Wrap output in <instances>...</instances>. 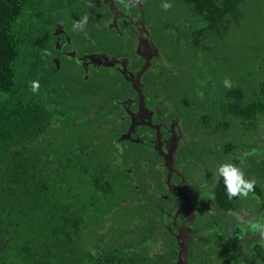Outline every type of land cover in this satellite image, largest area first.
Segmentation results:
<instances>
[{
    "label": "flooded vegetation",
    "instance_id": "af4514ba",
    "mask_svg": "<svg viewBox=\"0 0 264 264\" xmlns=\"http://www.w3.org/2000/svg\"><path fill=\"white\" fill-rule=\"evenodd\" d=\"M43 5L38 0L34 20L23 25L24 43L33 41L39 55L52 41L43 73L51 80L49 69L57 73V105L51 104L59 112L75 93L89 98L87 111H101L92 114L95 126L106 132L112 123L114 136L98 135L94 144L104 148L109 137L113 164L107 174L111 170L127 183L122 188L133 190L123 199L133 206L126 207L132 221L127 247L139 243L134 247L165 256L164 264H264V238L251 226L264 224V178L263 188L256 184L247 197L229 199L216 175L220 164L232 163L252 179L250 156L264 161V133H252L250 149L243 144L249 134L243 119L226 106L225 78L212 73L225 46L208 45L204 65L202 51L191 44L200 19L189 5L182 17L170 19L158 3L152 11L148 0H50L46 14ZM85 15L84 30H74ZM38 55L33 58L40 62ZM67 61L75 66L74 78L55 70ZM124 151L134 165L122 164ZM149 162L153 170L143 171ZM188 165L195 169L192 178ZM138 168L149 179L146 185L136 181Z\"/></svg>",
    "mask_w": 264,
    "mask_h": 264
},
{
    "label": "trees",
    "instance_id": "16d2710c",
    "mask_svg": "<svg viewBox=\"0 0 264 264\" xmlns=\"http://www.w3.org/2000/svg\"><path fill=\"white\" fill-rule=\"evenodd\" d=\"M37 1L0 0V264H164L165 256L134 247L139 243L127 247L131 237L125 233L132 222L127 211L126 229L108 219L113 189L115 202L133 190L122 188L127 183L113 177L111 170L108 175L105 167L90 164L91 157L110 152L107 145L98 153L101 144L89 145L81 138L67 144L61 139L64 130H54L57 115L62 118L66 113L54 107L52 81H57V73L49 69L52 80L43 73L52 41L41 45L39 55L31 47L33 41L24 43L23 25L34 20ZM39 1H44L48 13L50 0ZM179 1L200 19V30L191 41L200 52L207 37L219 40L242 11L241 0ZM36 55L40 62L33 58ZM55 70L61 72L62 66ZM34 80L39 81L38 92L30 88ZM235 84L227 88L226 106L233 117L243 119L249 132L243 144L250 149L252 133L264 129V84L258 94L253 90L248 95ZM250 159L253 169L247 171L260 184L264 161L256 154ZM103 163L113 161L106 157Z\"/></svg>",
    "mask_w": 264,
    "mask_h": 264
},
{
    "label": "rangeland",
    "instance_id": "374dc122",
    "mask_svg": "<svg viewBox=\"0 0 264 264\" xmlns=\"http://www.w3.org/2000/svg\"><path fill=\"white\" fill-rule=\"evenodd\" d=\"M165 2L172 5V7L168 10H165L162 7V10L167 14L169 19L172 17H182L184 15L186 5L179 0H148L152 11L155 10L154 7H156V3L162 6V4ZM69 6H71V4ZM241 7V15H239L234 22L227 26L226 35L224 37L222 36L218 38L216 36L219 40L215 39L214 36H210L205 39L203 43L205 46L202 48V61L204 64L209 62L208 56L206 54V48L208 45L219 44L225 46L226 54L224 60H215L214 66L216 68L212 69L214 78H228L231 80L232 84L236 82V87L244 89L247 95L252 94L253 90L256 94H258L260 92L259 89L261 85L264 84V0H241ZM246 15L248 18L247 20H244ZM58 76L74 78L76 76L74 64L67 61L61 72L58 73ZM240 79H243V84L240 82ZM179 88L184 89L182 86H179ZM74 95L75 93H72V97L67 98L66 103H62L61 108L66 114L64 117L59 119L58 126L54 125V130H64V133L60 131L61 139L64 137L66 138L67 144L70 142L72 144L75 142L73 140L81 138L84 143L92 145L97 141L96 135H104L108 132L109 137H113V130L109 127V125L112 124L110 120H108L109 124L106 125V132L95 126L92 114L99 116L101 111L90 113L86 110L88 108L85 107L89 98L84 97L83 95H75L74 97ZM114 111L116 112V110ZM80 117L83 118L77 122ZM61 121L63 123H60ZM258 132L264 133V129H262V127L258 128V130H256L253 135H258ZM109 137L108 139L106 138L105 142L107 143L108 151L110 152H104L90 158L92 160L90 161V164L94 168L98 169L99 167H105L106 172L110 169V164L103 162L105 161L106 157L108 160L113 157ZM105 149L106 147L102 148L98 151V153ZM123 153L124 154L121 155H124V157L120 155L124 159L122 164L128 162V165L131 166L136 163L135 160L131 161L132 159L129 158L127 151H124ZM247 158H249V156H245L246 161ZM147 164L145 163L146 167L143 169V171H147V168L149 171H152L153 162H149V165ZM243 165H247L244 161V158ZM252 165L253 164L250 161V165L247 168L253 169ZM139 171H142V169L138 168L135 170L136 181L140 185H146L147 182L145 180L149 179L148 177L145 178L144 173H140ZM194 173L195 169L192 165L186 166V174L190 178L193 177ZM86 179H88V177H86ZM150 182H152V179ZM259 182L263 188L262 182ZM116 192L117 190L114 188L112 191V200L108 204V207L111 210V214L109 215L108 219L112 220L113 222H117L118 224H122V228L126 229L130 224V220L124 211L128 212V208L126 207L129 205L132 206V203L130 200L125 202L123 199L132 192L130 194H125L126 196H123V199L118 204L115 203ZM90 248H92V246H90L89 249Z\"/></svg>",
    "mask_w": 264,
    "mask_h": 264
},
{
    "label": "clouds",
    "instance_id": "9594fccd",
    "mask_svg": "<svg viewBox=\"0 0 264 264\" xmlns=\"http://www.w3.org/2000/svg\"><path fill=\"white\" fill-rule=\"evenodd\" d=\"M88 6L93 7L94 4L89 3ZM162 7L165 10H168L172 7V5L165 2L162 4ZM88 19L89 18L87 15L83 16L79 21L73 24V29L83 31ZM223 84L226 88L230 89L232 87V82L228 78L224 79ZM30 88L33 92H38L40 88L39 81H32ZM198 94L201 96V98H203V92H199ZM216 175L217 177L223 179L229 199L238 196L247 197L250 192L254 191L255 185L257 183L255 178L246 180L244 172L232 163L220 164L216 169ZM251 226L255 231L259 232L262 238H264V224L255 223Z\"/></svg>",
    "mask_w": 264,
    "mask_h": 264
}]
</instances>
